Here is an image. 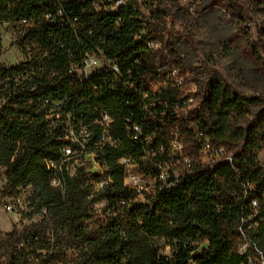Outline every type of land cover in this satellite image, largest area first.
Listing matches in <instances>:
<instances>
[{"label":"trees","instance_id":"obj_1","mask_svg":"<svg viewBox=\"0 0 264 264\" xmlns=\"http://www.w3.org/2000/svg\"><path fill=\"white\" fill-rule=\"evenodd\" d=\"M220 3L245 54L262 61L264 0ZM114 4L0 0V25L25 57L3 63L0 37L1 200L31 187L29 218L45 212L0 229V264H264V96L220 80L190 93L159 62L154 37L166 28L137 0ZM91 57L101 67L85 74ZM208 145L217 155L202 162ZM68 148L76 154L63 163ZM125 157L152 179L149 194L125 185Z\"/></svg>","mask_w":264,"mask_h":264},{"label":"rangeland","instance_id":"obj_2","mask_svg":"<svg viewBox=\"0 0 264 264\" xmlns=\"http://www.w3.org/2000/svg\"><path fill=\"white\" fill-rule=\"evenodd\" d=\"M142 14L167 31L156 35L155 47L161 51L159 62L163 69L175 80L181 76L190 85V93H195L201 83L220 80L229 84L236 92L243 95L264 96V55L263 60H252L245 54L243 41L237 35L230 21L221 11L220 0H199L195 5L187 1L137 0ZM257 23L264 21L261 13L256 14ZM0 37L3 41L2 62L17 65L25 60L23 51L17 43V36L12 26L0 25ZM254 38L256 30L254 29ZM234 44V49L230 43ZM262 65V66H261ZM93 71L94 68L88 70ZM91 71V72H92ZM212 158L209 152L205 154ZM86 159L89 160V157ZM257 159L264 166V148L257 153ZM210 161V160H209ZM99 165L90 163L88 170L95 172ZM144 184L151 180L141 176ZM6 183L5 170H0V188ZM31 187L21 190L14 199L1 200L0 229L3 234L15 228L23 230L42 220L44 211L34 212L30 203ZM2 203H9L11 211L5 212ZM104 205L98 204L97 209ZM161 253L168 255L164 248Z\"/></svg>","mask_w":264,"mask_h":264},{"label":"built area","instance_id":"obj_3","mask_svg":"<svg viewBox=\"0 0 264 264\" xmlns=\"http://www.w3.org/2000/svg\"><path fill=\"white\" fill-rule=\"evenodd\" d=\"M183 1H187V0H183ZM124 2H125V0H115V4L114 5H115V7H117L119 5H122ZM187 2H189V1H187ZM98 67H101L100 60L97 59V58L91 57V58H89V59H87L85 61L84 73L85 74H89L92 71L91 70L90 72H88L89 69L94 68V70H96ZM175 81L178 82V83H180L182 80H178V81L175 80ZM188 102H191V100H189ZM105 119H107V117ZM134 129L136 131H138V127H134ZM103 139H104V137H103ZM170 146L172 148V154H174V155H176L177 153H179L181 151V149H182L181 144L178 141H176V140L173 141ZM207 152L210 153V155L212 156V158L209 159V156L206 155V159H207L206 162H210L214 158V156L216 157L217 153H216L215 149L214 148H211L209 145H208V148L205 149L204 153L207 154ZM222 152H223V150L221 149L219 151V153H222ZM204 153H203V156L200 158L202 160V162H204V160H205ZM74 154H76V152H73L72 149H70V148L66 149L65 150V159H64L63 163L70 162L71 156H73ZM214 154H216V155H214ZM228 159L230 161L232 160L231 157H229ZM186 161L188 162V159H186ZM121 162L126 167V170H125V179H124L125 185L128 188H130L131 190H134L136 192H139V193H148L149 194L151 192L152 186H153L152 179L151 178H148V177H145L139 171L140 174H141V176H143L144 178L150 179L151 182H152L149 185L144 184L143 183V179L136 173V168L138 169V167L135 166V165H133V164H131L130 161H129V158L125 157V158H123L121 160ZM73 166H74V164H71L70 167H67V171H68L69 174H72L73 173V171H74V169L72 168ZM166 177H167V173L166 172H163L161 174V178L164 180ZM52 184L54 186H56V187L62 188V184L58 180L57 175H56L55 172H53V174H52ZM103 185H104V183H101L99 186L102 187ZM2 189H3V187L0 188V204H1V192H2ZM141 198H143V197L141 196ZM254 204L256 205V202ZM2 207H3V209H4L5 212H10L11 211V208H10L9 203L8 204L7 203H5V204L2 203Z\"/></svg>","mask_w":264,"mask_h":264}]
</instances>
